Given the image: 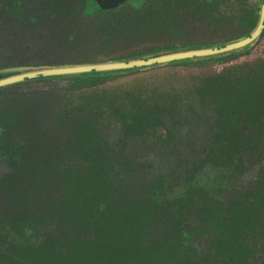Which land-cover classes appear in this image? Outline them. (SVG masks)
Returning a JSON list of instances; mask_svg holds the SVG:
<instances>
[{"label": "trees", "instance_id": "16d2710c", "mask_svg": "<svg viewBox=\"0 0 264 264\" xmlns=\"http://www.w3.org/2000/svg\"><path fill=\"white\" fill-rule=\"evenodd\" d=\"M261 1L166 0L145 25L104 32L93 0H0V79L224 46L250 35ZM234 58L244 70L231 82L208 73L212 60ZM160 66L168 69L148 75ZM141 71L132 91L164 109L162 132L126 130L123 111L113 112L123 78ZM193 79L216 92L196 93ZM234 80L244 83L239 97L229 95ZM7 256L10 264H264V30L218 54L1 85Z\"/></svg>", "mask_w": 264, "mask_h": 264}, {"label": "rangeland", "instance_id": "374dc122", "mask_svg": "<svg viewBox=\"0 0 264 264\" xmlns=\"http://www.w3.org/2000/svg\"><path fill=\"white\" fill-rule=\"evenodd\" d=\"M164 1L166 0H145L137 7L131 6V4L126 3L114 10L101 9L99 13V17L101 19V23H100L101 29L102 31L107 32L111 30L112 27H118L122 25L124 26L145 25L149 19L155 17L157 13L161 12V10L164 8ZM160 45H161L160 41L157 39L153 42H150L147 47L150 49H154L156 46L158 47ZM211 62L209 63L215 65L211 67L212 70L210 69L209 70L210 72L208 73L211 75L216 74L217 77L215 78V80L218 82H219V76L225 77L227 80L231 82L235 76L237 75L241 76L242 71L244 70L239 65V58H234L232 61H228V62L218 61L220 62L219 64H217L215 60H212ZM167 69L168 66H163V67L160 66L156 68H151L147 72L148 75H152V74H158V72ZM147 72L141 71L139 73L123 78L122 80L123 83H127L128 85L123 88L120 87L119 85L118 88L119 90H117L116 93L118 94V96L122 95V93L123 94L125 93L128 94L129 97L122 99V103H121L120 101H118V96H117L115 100V104L113 105L115 106V108L113 111V106H112V111L113 112H119L120 110L123 111V113H119V116L125 118L123 120V125L126 128V130L129 129L131 131H135V130L142 131L146 128H150V130H154V131L157 130V132H162L163 126L161 127L160 124L162 122V117L165 114L164 109H162L160 106H157L155 103L149 105L150 106L149 108L145 98L142 97L140 93L137 92L136 90L132 91L133 89L139 88L143 84L141 79H144ZM188 75L192 77L191 74L188 73L187 76ZM174 81L176 83V90H183L182 83H180V79H178V77H175ZM98 82H104V81H102V79H98V81H95L93 79H85L82 81L83 84H86L88 86H90L89 85L90 83H98ZM113 82L114 80H110V83ZM234 83L235 85L233 86V90H229V95L234 97H239L238 94L241 90V83L243 82L239 80H234ZM191 88L193 91H195L200 95H205L208 93L209 94L211 93V95H213L216 92L210 90V87L206 85V82L203 81L201 82L200 80L197 81L194 79ZM185 96L188 97V94L180 97H177V95H175L171 103L181 105L179 104L180 103L179 100L180 99L186 100ZM213 99L216 101V103H218V100L216 99V95ZM146 109L149 111L148 113H145ZM171 109H173L172 106L168 110ZM162 139L164 141H168L163 134H162ZM228 145L226 147H222V152L225 153L226 150L230 149ZM51 244L49 245V247L52 250L54 248L53 247L54 243L52 245ZM10 257L11 256H7L6 260L0 259V264H10L9 263ZM14 257H16V251Z\"/></svg>", "mask_w": 264, "mask_h": 264}, {"label": "water", "instance_id": "95a60500", "mask_svg": "<svg viewBox=\"0 0 264 264\" xmlns=\"http://www.w3.org/2000/svg\"><path fill=\"white\" fill-rule=\"evenodd\" d=\"M126 0H93L92 5L96 7H100L101 9H113L118 5L122 4ZM264 30V0L261 1V10L257 25L254 30L244 39L231 42L224 46L214 47V48H206V49H194L180 52H171L167 54H161L152 57H146L136 60L123 61V62H105L100 64H79L77 66H63L57 68H50L41 71H35L26 75H20L13 78H5L0 79V86L12 83L15 81L23 80L26 78H33L42 75H51V74H65L72 72H87V71H99V70H107L113 68H123V67H137V66H145V65H154L160 64L164 62H169L173 60L183 59L187 57H195V56H206L213 55L222 52H226L228 50H232L238 47H241L247 43H250L254 38L261 34Z\"/></svg>", "mask_w": 264, "mask_h": 264}]
</instances>
